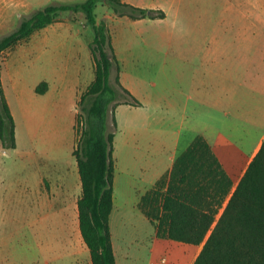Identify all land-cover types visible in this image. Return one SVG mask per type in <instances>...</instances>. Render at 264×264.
Here are the masks:
<instances>
[{
  "label": "rangeland",
  "instance_id": "374dc122",
  "mask_svg": "<svg viewBox=\"0 0 264 264\" xmlns=\"http://www.w3.org/2000/svg\"><path fill=\"white\" fill-rule=\"evenodd\" d=\"M84 1L11 0V9H8L7 16L11 15L12 19L6 28L3 27L4 23L0 25V39L14 31L24 18L38 9L47 5L75 4ZM130 2L131 5L141 8L162 9L166 13V18L133 20L128 16L119 17L106 0L100 2L95 11L98 23L105 21L109 26L113 48L115 46L120 57L127 61L125 78L136 93V99L141 103L140 106L133 107L119 106L116 118L120 122V127L115 129L110 121V129L115 132L113 153L115 164L122 151L125 152L123 154L125 159L128 157L137 159L136 155H140L133 145L135 138L132 135L134 130L132 126L135 123L136 138H139L137 132H140L144 136V141L147 140L145 136L150 135L151 138L155 136L160 141L163 139L168 145L170 139L171 141L173 139L174 143L179 133L182 135L187 133L184 130V98L196 91V85L192 87L187 81L201 74L204 55L202 47L205 44L222 45L220 59L227 62L236 60L238 67L241 68L245 63L251 64V61L254 66L258 64L261 52L233 50V46L245 49V46L264 44V0H130ZM93 39V29L86 25L82 13L63 12L56 22L1 54L2 89L16 115L20 147L5 153L0 146V264H45L50 260L51 253L57 251L62 256L54 262L51 261V264H83L86 260L82 254L72 255V250L76 247H71L67 239L68 234L74 233V228L68 233L67 226L61 224L62 218L61 221L51 219L52 211L29 210L28 205L20 204L16 200L23 195L21 190L25 186L33 185L34 175L37 173V164L34 162L39 163L38 158H41L40 155L32 157V154H29L31 153L29 124L36 130L35 134H41L44 130V123L36 113L38 103L33 96V98L29 96V91L41 82H47V79L56 80L51 76L53 52L59 55L58 58L55 57V62L60 64L62 77L57 83L67 85L74 81L73 72L77 70L82 76L78 81L75 80V85L84 84L85 73L91 71V62L93 64L89 50V44ZM91 74L93 76L94 68ZM114 77L113 70L111 83ZM17 94L23 96L25 104L18 103ZM154 97L157 103L162 106L169 105L173 109L171 137L170 132H165L168 129L165 116L151 115L148 109L140 108L143 104L150 105L148 101ZM29 110L34 117L25 121L23 116ZM63 128L64 122L62 130ZM74 141L75 133L70 124L68 136L62 131L60 144L47 155L55 157L59 167L65 166L63 173H68L69 168L71 171L76 169L79 176L76 160L71 152ZM37 150L43 152L41 147H37ZM158 150L160 151L159 147ZM140 165L143 171H139L138 178L142 179L155 163ZM136 170L138 171V168ZM170 171L171 169H168L164 172L150 191L156 189L157 183ZM123 180H127L126 175H123ZM134 183L131 184V189L138 191L142 184L138 181ZM28 190V196H31L34 190L32 187ZM76 193L77 190L70 189V194L60 197L70 198L71 204L74 202L71 198ZM61 198L59 201L63 203ZM138 207L144 214L140 202ZM145 207L147 210L152 208L150 202ZM121 213L118 212L115 216ZM128 214L131 216L130 219L127 218L126 222L124 219L125 223L119 225V229L125 230L128 237L137 235L143 239L147 238L145 241L147 244L150 235L157 230L156 223L152 225L146 223L136 212L130 211ZM68 215L71 220V209ZM120 219L121 217L119 218L121 222ZM70 238L74 241L73 236ZM73 245L75 246V243ZM84 246L89 254L88 248L85 244ZM154 263L173 262L168 254L161 253L156 255Z\"/></svg>",
  "mask_w": 264,
  "mask_h": 264
},
{
  "label": "trees",
  "instance_id": "16d2710c",
  "mask_svg": "<svg viewBox=\"0 0 264 264\" xmlns=\"http://www.w3.org/2000/svg\"><path fill=\"white\" fill-rule=\"evenodd\" d=\"M106 1L119 17L140 20L166 16L161 9L141 8L121 0ZM100 2L104 0L38 9L0 39V57L4 51L56 22L63 12L82 13L86 25L93 29L89 50L94 80L77 103L74 124L77 138L72 155L81 181V196L77 201L79 228L92 264H116L109 226L115 174V132L110 129V121L116 129L117 107L141 103L120 82V63L109 26L105 21H97L95 11ZM113 70L115 77L111 83ZM1 83L0 70V146L7 153L16 149V131ZM47 89L48 83L43 81L35 92L44 94ZM157 184L156 189L141 198L140 207L156 223L158 235L203 245L193 264H264V144L233 191L231 179L200 135ZM149 202L152 208L147 210L145 206Z\"/></svg>",
  "mask_w": 264,
  "mask_h": 264
},
{
  "label": "crops",
  "instance_id": "0c3cea01",
  "mask_svg": "<svg viewBox=\"0 0 264 264\" xmlns=\"http://www.w3.org/2000/svg\"><path fill=\"white\" fill-rule=\"evenodd\" d=\"M10 1L0 0V21H2L0 25L4 23L3 27H7V23L9 24L12 19L11 15L7 16V13H9L8 9H11ZM121 1L127 4L131 3L130 0ZM233 47V50L259 51L261 52V60L255 66L251 61V64L245 63L244 67L241 68L238 67L236 60L227 62L220 59L219 52L223 50L222 45L205 44L202 47L204 55L201 64V74L187 81L192 87L196 85L195 93H191L184 98V130L187 133L183 135L179 133L174 139V143L173 139L172 141L170 139L169 144L166 145L163 139L160 141L155 136L151 138L150 135L145 136L147 140L144 141V136L140 132H137L139 138H136L137 124L135 123L132 126L134 128L132 135L135 138L133 145L136 146L140 155H136L137 159H129V157L125 159L123 157L125 152L122 151V155L119 157L122 160H116L115 164L113 183L114 207L109 222L116 264H155L154 258L161 253L168 254L172 258V264H184L186 262L187 264H193L196 260L202 249V244L191 245L174 241L168 237L158 235L157 230L153 231L149 237L150 241L146 244L147 238L143 239L137 235L128 237L129 235H126L125 230L119 229V225L125 223L127 218L131 217L128 214L130 211L138 213L146 223L152 225V222L138 207L140 199L154 188L157 180L164 172L172 169L176 159L187 149L196 136L204 137L211 147L233 183L232 191L244 176L261 145L264 144V44L245 46V49H237L236 45ZM114 48L120 63V82L137 98L136 93L128 85V80L125 78V72L128 69L126 66L127 61L120 57L121 55L115 46ZM51 55L53 70L51 76L56 80L49 81L47 79L48 89L44 94L36 93L35 87L32 89L33 92L32 90L29 91V96L31 98L34 97L35 102L39 106L36 111L37 117L44 123V130L41 134H35L36 130H33L32 125L29 124L28 135L31 148V153L29 154H32V157L40 155L41 158H38L40 160L39 163L34 162L37 164V173L34 175L33 185L25 186L21 190L23 195L16 202L28 205L29 210L52 211L53 217L51 219L54 218L61 221L62 218L61 224L67 226L68 233H71L72 228L75 229L72 235L68 234L69 237L67 239L71 247H76L75 250H72V255L78 256L82 254L86 257L83 264H92L90 252L89 254L86 252L79 228L77 201L81 196L80 176H77L76 169L71 171L69 168L68 173H63L65 166L64 168L62 166L59 167L56 158L47 154L60 144L62 131L68 136L70 124L75 133V141L71 151L73 153L77 138L74 130L77 103L94 80V74L93 76L91 74L93 64L91 62V71L85 73L86 81L84 84L75 85V80L78 81L82 76V73L77 70L73 72L72 79L74 81H70L67 85L65 83L59 84L57 82L62 78L60 64L55 62V57L58 58L59 55H56V52ZM63 78L65 77L63 76ZM17 97L18 103L21 105L25 104L21 94H17ZM6 98L15 120L17 145L15 150H17L20 147L18 123L8 97ZM148 102L150 105L143 104L140 108L148 109L151 115L165 116V122L167 121L166 128H168L165 132H170L171 137L173 109L169 105L165 104L162 106L157 103L155 97ZM117 109L116 112L118 111ZM27 112L23 116L25 121H29L30 118L34 117L30 110ZM62 122H64L63 130ZM118 122L117 120V127H120V122ZM141 124L144 126L143 122ZM167 146L169 147L167 148ZM37 147H41L43 152H39ZM158 153L160 154L158 155ZM151 162L155 163V166L142 179H139V171L142 170L140 164ZM137 168L138 171L136 170ZM123 175L127 176V180H123ZM129 180L131 182H127ZM137 181L142 184L138 191L131 189V184L133 185ZM30 187L34 191L31 196H28ZM70 189L78 192L71 198L74 201L71 204L69 203L70 198L62 199L60 197L70 194ZM59 197L64 201L63 203H60ZM69 209H71V220L68 217ZM222 211L223 209L220 210L217 218ZM118 212L123 214L121 213V215L116 217L115 215ZM120 217L121 222L119 221ZM129 222L131 223V221ZM70 236L74 237V241ZM73 243H75V246ZM59 253L58 251L51 253L50 260L46 261L45 264H51V261L54 262L59 259L58 257L62 256Z\"/></svg>",
  "mask_w": 264,
  "mask_h": 264
}]
</instances>
